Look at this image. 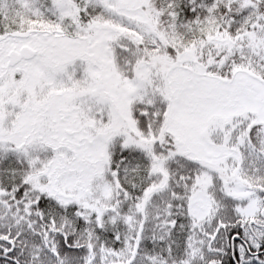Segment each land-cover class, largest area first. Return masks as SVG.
Wrapping results in <instances>:
<instances>
[{"label": "snow or ice", "instance_id": "obj_1", "mask_svg": "<svg viewBox=\"0 0 264 264\" xmlns=\"http://www.w3.org/2000/svg\"><path fill=\"white\" fill-rule=\"evenodd\" d=\"M0 264H264V0H0Z\"/></svg>", "mask_w": 264, "mask_h": 264}]
</instances>
